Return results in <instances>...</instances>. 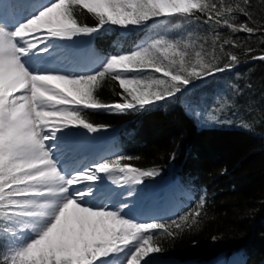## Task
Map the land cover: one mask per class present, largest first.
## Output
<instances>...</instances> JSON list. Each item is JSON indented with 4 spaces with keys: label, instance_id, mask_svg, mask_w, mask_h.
Here are the masks:
<instances>
[{
    "label": "snow or ice",
    "instance_id": "1",
    "mask_svg": "<svg viewBox=\"0 0 264 264\" xmlns=\"http://www.w3.org/2000/svg\"><path fill=\"white\" fill-rule=\"evenodd\" d=\"M250 4L251 0H15V18L0 14V241L4 242L0 264H152V256L163 251L164 239L199 227L206 215L204 196L180 214L175 207L163 216L135 214L143 189L136 192L126 186L143 185V178L159 174L122 163L138 157L116 154L80 161L84 136L107 128L86 116L145 110L174 98L193 78L238 66V55L224 49L240 47L239 38L220 43L217 29L243 32L249 38L259 34L264 43V26L236 23L237 14L251 17ZM76 9L86 11L96 23L79 20ZM201 16L215 32L212 53L218 44L220 54L228 58L223 66L212 53L203 60L207 37L201 38L196 64L185 61L187 49L195 43L191 33L179 40L158 37L127 54L75 66L60 64L56 56L62 47L83 46L74 38L92 37L111 26L139 27L177 17L195 24ZM61 40L70 43L58 44ZM168 50L172 58L166 54L161 59L158 53ZM253 51L246 48L245 54ZM251 59L264 61V52ZM152 73L163 78L152 79ZM109 78L120 89L113 102L100 96ZM240 255L216 264H247Z\"/></svg>",
    "mask_w": 264,
    "mask_h": 264
},
{
    "label": "trees",
    "instance_id": "2",
    "mask_svg": "<svg viewBox=\"0 0 264 264\" xmlns=\"http://www.w3.org/2000/svg\"><path fill=\"white\" fill-rule=\"evenodd\" d=\"M248 10L251 17L237 14L236 23L264 26V0H251ZM75 11L79 20L89 25L96 23L86 11ZM203 21L201 16L195 24H186L177 17L149 21L139 27L111 26L97 34L87 56L127 53L164 34L179 40L191 33L195 43L187 49L185 61L196 64L201 38L207 37L202 53L206 61L211 58L207 53H212L215 32ZM217 31L220 43L239 38L240 47L226 45L224 49L238 55V66L206 78H193L186 90L145 110L124 114L89 112L86 116L90 122L121 133L118 154L139 158L122 163L159 173L143 178V185L129 187L136 192L143 189L136 202L148 193L143 187L145 182L158 184L172 170L180 173L184 181L199 179V198L207 200L206 215L195 230L176 239H164L163 251L154 254L153 260L196 257L198 264L216 263L221 254L241 249L249 254L247 264H264V61L251 59L264 52V43L259 34L249 38L246 33L233 34L223 27ZM249 47L254 51L246 55ZM166 54L172 58V50L158 53L161 59ZM212 54L220 58L218 66L229 62L220 54L218 44ZM150 75L152 79L163 78L161 74ZM119 91L117 82L109 78L100 96L105 102H113L119 99ZM3 244L0 241V247Z\"/></svg>",
    "mask_w": 264,
    "mask_h": 264
},
{
    "label": "rangeland",
    "instance_id": "3",
    "mask_svg": "<svg viewBox=\"0 0 264 264\" xmlns=\"http://www.w3.org/2000/svg\"><path fill=\"white\" fill-rule=\"evenodd\" d=\"M164 37L167 38V34H164ZM172 38H174V37H172ZM76 41L78 42L79 45L83 44L82 47H85L86 44L83 43L81 38H77ZM57 43L62 45V43H60L59 41H57ZM81 55L84 57L86 54L82 53ZM56 56H57L59 63L64 65V66H75L77 58H78V61L81 62L79 60L78 56H73V53H70V50L68 48H64V47L57 49ZM73 58H75V60H73ZM94 59H100V58L88 57V58H85L82 62H88V61H91ZM88 136L89 137L84 138L85 146L86 147H92V148L98 147L99 146L98 145L99 140H100L99 134H97V133L89 134ZM212 247H214V245H212Z\"/></svg>",
    "mask_w": 264,
    "mask_h": 264
},
{
    "label": "bare ground",
    "instance_id": "4",
    "mask_svg": "<svg viewBox=\"0 0 264 264\" xmlns=\"http://www.w3.org/2000/svg\"><path fill=\"white\" fill-rule=\"evenodd\" d=\"M4 0H0V4H2ZM14 0H9V4L6 5L3 8V11H6V14L4 15L5 18H15L17 16L18 10L14 7ZM119 152V150L117 151Z\"/></svg>",
    "mask_w": 264,
    "mask_h": 264
}]
</instances>
